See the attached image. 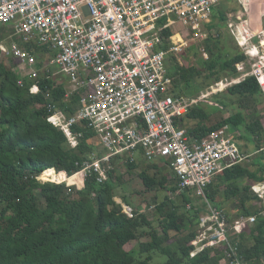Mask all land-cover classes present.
<instances>
[{
  "label": "built area",
  "instance_id": "built-area-1",
  "mask_svg": "<svg viewBox=\"0 0 264 264\" xmlns=\"http://www.w3.org/2000/svg\"><path fill=\"white\" fill-rule=\"evenodd\" d=\"M222 1L0 0V29H6L0 50L7 60H18L14 69L21 76L20 85L26 78L34 81L31 93H40L42 74L52 71L66 90L65 101L79 95L75 112L68 115L47 93L48 121L65 134L72 148H79L87 132L88 142L95 146L78 172L68 175L50 168L37 176L39 181L66 183L73 192L92 175L100 183L107 181L115 161L165 164L178 178L177 195L193 189L205 201L192 256L215 248L225 251L228 264H245L241 239L257 217L231 222L220 206L210 202L207 191L220 172L249 155L238 146L229 125L202 139L188 134L178 120L200 100L177 96L169 71L173 57L182 65L179 51L188 45L182 34L190 37L188 47L209 38ZM229 27L239 44L240 38L252 41L248 50L257 48V60L248 72L218 82L217 90L254 75L264 92V27L257 31V43L255 36L243 34V23ZM242 63L238 70L243 71ZM51 169L58 178H43ZM115 200L128 217L137 216L135 207Z\"/></svg>",
  "mask_w": 264,
  "mask_h": 264
},
{
  "label": "trees",
  "instance_id": "trees-1",
  "mask_svg": "<svg viewBox=\"0 0 264 264\" xmlns=\"http://www.w3.org/2000/svg\"><path fill=\"white\" fill-rule=\"evenodd\" d=\"M215 14L227 22L228 16L222 9H217ZM210 37L205 41V50L210 56L200 57L198 65H190L188 58L184 66L179 65L175 57L171 58L169 71L183 91L192 92L198 79L203 78L209 85L241 73L238 64L247 60L248 53L237 51L224 59L212 49ZM190 48L199 54L198 47L190 45ZM35 49L39 50L37 46ZM6 59L0 50V264H158L160 257L166 259L159 264H228L225 251L220 249L208 248L192 256V242L204 207L195 205L183 191L179 195L183 200L181 206L166 194L157 202L154 218L140 212L141 208H136L137 216L130 218L115 200L119 197L132 205L127 194L121 191L122 178L116 167L109 171L107 181L100 183L92 175L85 180L84 187L73 192H69L66 183L39 181L37 176L50 168L68 175L78 172L95 146L88 142L91 135L87 132L79 148H72L65 134L48 121L51 112L47 93L52 94L68 115L77 108L78 94L72 97V102L65 101L66 90L51 76L52 71L42 74L41 91L33 94L30 90L33 80L26 78L19 84L21 76L14 69L18 60ZM182 89L178 95L183 94ZM224 92L236 98L239 107L230 116L209 124L212 113L196 104L178 123L186 127V120H197L195 125L186 127L188 134L197 139L229 125L239 147L242 139L250 140L249 136L256 141L257 137L263 138V118L257 108L249 111L247 104L248 100L257 102V97L264 95L257 77L247 76ZM219 104L222 109H229L234 101ZM235 131L242 133L236 135ZM127 165L131 171L142 168L139 176L148 191L176 193L179 190L175 173L170 179L161 164ZM237 166L227 168L217 186H209L210 202L216 204L224 182L235 183L250 174L240 167L236 172ZM151 170H156L155 174ZM232 187L237 186L228 184L229 189ZM188 203L193 204L191 209L187 208ZM246 211L244 216L254 215L252 210ZM257 218L247 226L255 243L249 248L242 241L244 237L241 239L240 255L245 264H251L254 258L259 262L264 257V218L259 215ZM145 237L149 239L142 240ZM133 242H138L137 246Z\"/></svg>",
  "mask_w": 264,
  "mask_h": 264
},
{
  "label": "rangeland",
  "instance_id": "rangeland-1",
  "mask_svg": "<svg viewBox=\"0 0 264 264\" xmlns=\"http://www.w3.org/2000/svg\"><path fill=\"white\" fill-rule=\"evenodd\" d=\"M250 3H251L250 13H247L245 11V7L243 9V13L238 12L236 9H238L240 6H239V2L237 0H232L229 3L224 2L223 4H220L221 9L227 14L228 20H227V22L224 23L219 18H217V19L215 18V20H214L215 24L213 23V29L210 32L211 37L209 36L211 39L210 44H211L212 49L215 50L216 52H218L220 57H222L224 59L228 58V57L232 56L237 51H241V52L244 51V54L246 55V51L248 49H250V47L252 45V41L248 40V43L246 45L241 46L239 44V42L237 41V39L235 38V36L232 34V31L229 27L230 23H233L236 25H237V23L238 24L243 23V26H244L243 27V34L246 36H255L254 42H256L257 39L260 40V37L257 36V9H258L257 0H251ZM230 14H232V16H230ZM237 16H240L241 18L238 19ZM261 21H262V23H260V26L264 27V18H262ZM179 26L182 27V24ZM2 29L3 28L0 29V33L5 34L6 29L5 28H4V30H2ZM182 37L188 39V45L181 47V50L179 51L181 64L183 66H184V64H186L185 63L186 58H188L190 60V62H191L190 65H198L200 57L208 58L210 56V53L206 52V50H205V45H206L205 41L207 39L206 40L200 39L196 42L191 43V45H195L196 47L199 48V54L196 55L195 52L192 51V49L190 47H188L190 42H191L189 35L185 32L184 34H182ZM247 38H249V37H247ZM240 40L244 41V38H240ZM217 43H218V46H217ZM185 47H188V48L186 49ZM262 49L264 51V47ZM246 56H247V60L241 64L243 71L239 70L241 72L239 74V76L245 72H248L251 68V63L255 62L257 60V56H255V57L250 56V55H246ZM10 65H12V64H10ZM232 78H233V76H228V77L224 78L222 81L226 82L227 79L231 80ZM176 80L178 81L177 78H175V81ZM207 82L208 81H205L203 78L198 79L196 81L197 84L194 85L193 89L191 90L192 92L183 91L182 86L180 85L179 82H177V84L179 83V87L178 88L176 87L175 90L177 93L179 91V89L181 88L182 92H183V97H181V98L183 100H187V101L191 99L189 97H186V95H188L189 93H190L191 97H194V96L202 97L203 94H207L209 96L208 97L209 99L207 98L208 101L214 102L215 104L212 106H209L210 104H208V103H202V105L205 106L206 108L209 107L208 109L212 113V118H211L212 121L209 120V123L213 124V123L220 121L224 117L230 116V114L232 113L231 109L233 108V106H236L237 103L235 101L236 98L231 97L229 94H226V92L224 93V91L227 90V88L224 89V87H222L220 89V91H218L217 89L221 87V86H217L218 82H216V83L214 82V83H211L209 85L206 84ZM197 86H200L199 87L200 89L196 88ZM223 89H224V91H222ZM232 100L234 101V105L230 104L229 109H222V107H219L220 102L227 101V103H229V101H232ZM247 104L249 107V111H253L257 108V102H255L254 100H248ZM216 105H218V107ZM250 138H251V136H250ZM246 142H247V139L246 140L242 139L240 144H243ZM148 163H157V162H148ZM157 164H161L162 168H166V174L169 176L170 179H172L173 171L165 164H162V163H157ZM141 165H143V164H141ZM115 167L118 169L117 170L118 176H120L122 178L120 181V184H121L120 186L122 188L121 191L127 194V196L130 198V200L132 202L133 207L141 208L140 212L146 214L150 218H154V213L156 210V206L158 204L157 202L162 201L166 194H168V195L170 194L169 196H171V198L173 200H175V202L178 204L177 206H181V204L183 203L182 198H179V195H177L174 192L169 193L166 190L148 191V189L145 188L144 182L142 181V179L139 176V172L142 170L141 167L131 171L128 168L127 164H121V162H118V161L117 162L115 161ZM155 171L156 170H151L150 172L152 174H155ZM160 177H161V175L159 174L158 178H160ZM76 188H78V187H75L74 190ZM185 193L189 196L188 198L191 201H193V203L195 205L204 207L205 201L196 195L195 190H193V189L186 190ZM157 225H158V223H157ZM148 239H149V237H145L142 240H148ZM133 243H134V247L137 246V244H138V242H133ZM165 259L166 258H164V257L158 258L160 263L164 262ZM159 261H158V264H159Z\"/></svg>",
  "mask_w": 264,
  "mask_h": 264
},
{
  "label": "crops",
  "instance_id": "crops-1",
  "mask_svg": "<svg viewBox=\"0 0 264 264\" xmlns=\"http://www.w3.org/2000/svg\"><path fill=\"white\" fill-rule=\"evenodd\" d=\"M230 1L232 0H224L221 2V4H223L224 2L229 3ZM237 1L240 3V7L236 9L238 12L244 9V5L247 11L251 9V3H250L251 0H243V3L241 0H237ZM257 7H258L257 31H259L263 28V26L262 27L260 26V23H262L261 20L264 17V0H257ZM219 9H221V7ZM247 43L248 41L244 39V41H242L240 44L246 45ZM262 44L264 46V40ZM247 53L252 56H256L257 48H253L252 51L248 50ZM222 91H224V89ZM176 94L177 96L183 97L182 93L178 95L177 92ZM186 97L191 98L190 100L199 99L200 101L197 104L201 106H203L202 103H208L210 104L209 106L215 104L214 102L208 101L209 96L207 94H203L202 97H197V96L191 97L190 95H186ZM257 99H258L257 112H259V115L263 118L264 121V95L259 96ZM203 107L206 108L205 106ZM208 108L209 107H207L206 110L210 112ZM238 109H239L238 105L233 106L231 112H234L235 110ZM211 118H212V114L210 117V120L212 121ZM185 123H186V127H188L189 125H195L197 123V120H193V121L186 120ZM235 132L236 135H240V133H242L240 131H235ZM240 148L243 152H246V154H248L249 156L243 162L238 164L235 171L236 172L239 171L240 170L239 167H240L248 170L250 174L239 180L237 179L238 181H236L235 183H233V181L224 182V184L221 185V189H220L221 193L219 194L216 202L218 206L223 207L225 212L228 213L229 220L231 222L246 220L245 217L247 216L244 215L247 212L246 210L248 209L254 212L253 216L258 217L259 215V216H263L264 218V137L263 138L257 137V141L254 138H250V140H247L246 143L240 144ZM224 176H225V171L220 172L214 179L212 185L214 184L215 186H217L219 182L222 181ZM228 184L236 185L237 187H232L229 189ZM246 186H250L251 188L246 191L244 189ZM242 201L246 203V206L243 205ZM250 232H246L245 234H243L245 240H242L244 244L247 245L249 248L255 243L250 235ZM257 260H258L257 258H254L250 262L251 264H264V257H262V259L259 262H257Z\"/></svg>",
  "mask_w": 264,
  "mask_h": 264
},
{
  "label": "bare ground",
  "instance_id": "bare-ground-1",
  "mask_svg": "<svg viewBox=\"0 0 264 264\" xmlns=\"http://www.w3.org/2000/svg\"><path fill=\"white\" fill-rule=\"evenodd\" d=\"M121 164H124V162H121ZM238 164H240V163H238ZM237 165V164H236ZM41 174V173H40ZM46 177V178H45ZM58 178V175H56L55 174V172H54V169H51V171L50 172H46L44 175H43V178H45V179H49V178ZM216 178V177H215ZM214 178V179H215ZM187 208H188V204H187ZM192 208V207H191ZM191 208H188V209H191ZM223 210H224V208H222ZM225 211V210H224ZM206 212V209L204 208L203 209V211H202V213H205Z\"/></svg>",
  "mask_w": 264,
  "mask_h": 264
},
{
  "label": "clouds",
  "instance_id": "clouds-1",
  "mask_svg": "<svg viewBox=\"0 0 264 264\" xmlns=\"http://www.w3.org/2000/svg\"><path fill=\"white\" fill-rule=\"evenodd\" d=\"M140 164V163H139Z\"/></svg>",
  "mask_w": 264,
  "mask_h": 264
}]
</instances>
